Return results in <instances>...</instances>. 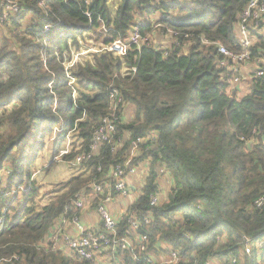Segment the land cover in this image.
<instances>
[{
    "label": "trees",
    "instance_id": "1",
    "mask_svg": "<svg viewBox=\"0 0 264 264\" xmlns=\"http://www.w3.org/2000/svg\"><path fill=\"white\" fill-rule=\"evenodd\" d=\"M109 1L12 0L18 11L0 3V174L8 168L5 178L0 176V193H5L0 212L9 209L0 232V264H95L52 249L50 234L82 191L91 194L112 167L126 164L134 142L140 154L131 165L146 162L150 171L120 218L122 235L130 217L149 218L140 233L148 232L154 243L164 241L184 264L211 258L228 264L232 255L238 264H264L255 247L262 242L264 250V75L251 79L250 92L237 97L236 88L228 91L217 47L202 41L208 38L239 52L236 27L249 0H122L114 12ZM45 25L52 26L47 33ZM102 26L104 44L126 40L135 26L148 41L132 45L124 56L104 51L80 57L68 68L76 78L70 85L66 66L73 48L81 49L79 37L88 38ZM250 30L257 34L251 50L255 62L264 59V21L250 23ZM260 67L264 71V63ZM114 90L121 98L115 110ZM60 115L65 131L54 153L76 123L82 141L66 160L91 151L104 120L118 118L110 141L60 185L63 193L37 207L40 186L29 160L35 161ZM54 164L52 159L46 171ZM163 175L172 180L168 189L160 185ZM13 189L16 193L9 195ZM163 191L162 200L151 205L150 195ZM90 202L96 220L89 223L94 225L98 215L92 209L100 199ZM76 215L82 212L73 207L68 217ZM247 240L254 248L250 255ZM115 259L111 264H145L128 251H117Z\"/></svg>",
    "mask_w": 264,
    "mask_h": 264
},
{
    "label": "built area",
    "instance_id": "2",
    "mask_svg": "<svg viewBox=\"0 0 264 264\" xmlns=\"http://www.w3.org/2000/svg\"><path fill=\"white\" fill-rule=\"evenodd\" d=\"M2 5L6 4V9H12L13 11H18L19 6L12 2V0H3ZM8 15V13H5ZM4 17L1 18V21ZM264 21V0H249L246 10L241 15L240 21L237 24V34L241 50L239 52H234L228 49L226 46L217 43L216 41H211L208 38H203L202 41L205 45H215L219 52L220 60L219 64L223 66L226 70L224 77L228 84V91H234L235 88L241 87L240 83L243 81L244 77L242 74L243 65L247 63L252 64V70H249V67L246 70L249 72L250 79L260 77L264 75L263 68L260 67L264 63V59L258 58L255 62L252 61V46L256 40V32L253 33L250 30V23H260ZM257 28V27H256ZM52 29L51 25L44 26V32L47 33ZM259 29V28H258ZM259 31H257L258 33ZM171 33V32H170ZM260 33V32H259ZM264 34V30L262 32ZM81 39V38H80ZM81 41V40H80ZM148 39L141 35L139 26H135L128 38L126 40L116 39L111 41L108 44H103L100 47L101 52L111 51L115 55L124 56L129 48L132 45L141 46L144 43H147ZM159 45L157 42L156 46ZM99 49L95 51L98 52ZM44 61L46 62V56L42 54ZM80 58V57H79ZM78 58V59H79ZM78 59L74 57L67 64L72 66ZM73 62V63H72ZM67 67V77L70 79L69 84L74 85L76 78L70 73V70ZM246 70H244L246 72ZM123 74L125 71L123 70ZM2 80L0 79V84ZM237 96L240 94V91L234 92ZM73 99L77 97V91L74 90L72 93ZM111 97L113 104V109L117 108L118 103L121 101V98H118V91H111ZM57 105V102H55ZM56 109V108H55ZM115 114V112H114ZM117 115H112L111 118H106L104 123L96 130L92 141H91V151H80L72 160H66V155H71L77 152L82 148V141L78 136L77 123L73 129H70L63 141V147L59 149L58 153L52 155V159L55 161L64 160L66 165L74 170V175L80 172V166L83 162L89 160L93 156V152L98 149L102 142L110 141L111 134L115 130V120H117ZM78 122V121H77ZM65 131L64 120L59 121L54 126V134L52 139L55 141L58 137ZM58 133L55 135V133ZM138 141H142V138H139ZM76 143V144H75ZM137 142L131 147L130 159L123 166L118 164L112 167L110 175L107 180L103 183H95L93 185L92 193L87 194L85 191H82L77 199L72 204L73 207L80 210L83 213L90 211L91 199L98 197L100 202L96 205L93 211L98 215V221L94 225L88 222H85L82 219V215H76L72 218L68 217L69 211L73 209L71 205L65 207L64 214L57 221L52 233L50 234L51 241L53 244L52 249H65V252L72 255H76L80 259H85L94 262L95 264H111L113 259L119 261L116 258L117 251H128L132 254L133 260L138 263L145 264H184L181 262V258L178 252L162 241L152 242L149 238L148 232L140 233L141 226L144 224L149 225L151 219L146 218L144 222L136 220L134 217H130L128 220V228L125 230V233L122 235L120 232V218L128 212V207L120 216H115L110 210V204L117 202V199L120 198H130L131 205L138 194L139 190L144 186L146 177L149 175L150 164L140 163L139 165H131L130 161L134 159L140 153L137 151ZM160 173H164L162 170ZM37 172H33L35 177ZM163 175L160 177H164ZM33 177V179H34ZM165 178V177H164ZM167 178V179H166ZM166 183L170 186L172 185V180L166 176ZM160 185L163 184L160 182ZM16 189H13L9 194H15ZM163 192L152 193L150 195L151 205H157L162 200ZM5 195V193H0ZM3 210L0 212V232L2 231L7 214L9 212L8 207H2ZM176 218V217H174ZM263 247L262 242H256L255 247ZM252 248V242L250 240L246 241L245 252L250 255ZM157 249L159 254H155L153 250ZM162 249H165L162 250ZM262 259L264 261V250ZM221 260L218 258H211L206 261L204 264H221ZM239 258L236 255L229 257L228 264H238Z\"/></svg>",
    "mask_w": 264,
    "mask_h": 264
},
{
    "label": "rangeland",
    "instance_id": "3",
    "mask_svg": "<svg viewBox=\"0 0 264 264\" xmlns=\"http://www.w3.org/2000/svg\"><path fill=\"white\" fill-rule=\"evenodd\" d=\"M117 1V2H116ZM122 2V0H113V1H109V5L111 7V9L113 10V12L115 10H117L119 4ZM173 15V14H172ZM143 15H141L142 17ZM146 17V16H144ZM155 20H159V18L161 17L160 12L154 14L152 16ZM141 19V18H140ZM145 19V18H144ZM1 21V20H0ZM2 22V21H1ZM102 29V30H101ZM101 29H97L96 31L92 32L90 34V37L88 36V38H82V36H80L79 38H81V49H76L73 48V53H74V57L76 59H78L79 57L84 56L83 58H91V55H94L96 53H99L101 51L100 47L103 46L102 44V40H104L106 36V32L104 31V27L102 26ZM159 28L155 27V30H158ZM2 29H0V33H1ZM151 36L154 38L156 37L154 35V32H151ZM163 36V35H161ZM160 36V37H161ZM167 37V35H165ZM158 39V37H156ZM169 38V37H168ZM156 39V42H158L159 40ZM99 49L98 52H96L95 50ZM74 50H81V51H75ZM47 59V57H46ZM73 63V62H72ZM69 67V65H67ZM249 67V70H252V64L251 63H247L245 65H243V69H242V74H243V81L240 83L242 89L240 91L241 95H238L237 97H241L247 93L250 92V85H251V79H250V75L249 72L246 70V68ZM246 70V72L244 71ZM54 109L57 107V105L54 104ZM132 110L128 109V113L129 115L131 114ZM128 115V116H129ZM130 117V116H129ZM64 120V117L62 115H60V121ZM54 134V129L48 134H46L45 138H44V147L42 148V150H40L38 156L35 158V161L33 159L29 160L31 162V164H29V170L31 171V173L33 174V172H37V175L34 177L35 181L39 184L40 186V192L37 195V198L35 200V203H37V207H43L44 205L54 201L55 199H57L62 193H63V189H60V185L66 180L69 179L71 177L74 176V173H70L71 168L66 165L65 161H55V164L52 166V171L50 172L49 170L46 171V168L49 167L50 162H52V155H53V151H54V138L52 139ZM58 134L57 132L55 133V135ZM63 147V145L61 146ZM60 149V148H59ZM21 150H14V154L19 153ZM57 162V163H56ZM28 167V166H27ZM67 167V168H66ZM57 169H62L64 171H66L67 173H69V176L67 178L64 179H56V180H50L49 177H51L50 175L53 174V172ZM41 170V171H40ZM7 171L8 168L6 167L2 173L0 174V176H3L5 178V176L7 175ZM40 171V173H38ZM39 176L40 179H37V177ZM56 176H60L59 174H56ZM166 178V176H164ZM162 177L161 178V183L163 184V188L164 189H168L169 185L166 183L165 178ZM167 179V178H166ZM45 180V181H44ZM51 181V182H50ZM59 185V187H58ZM24 188V186H22L19 190L22 191V189ZM22 204V202H20ZM51 241V238H49ZM261 245H259L258 247V254L262 255L263 251L261 250ZM253 247L251 248V252L253 251Z\"/></svg>",
    "mask_w": 264,
    "mask_h": 264
},
{
    "label": "crops",
    "instance_id": "4",
    "mask_svg": "<svg viewBox=\"0 0 264 264\" xmlns=\"http://www.w3.org/2000/svg\"><path fill=\"white\" fill-rule=\"evenodd\" d=\"M241 89H242V87L238 88L239 91H241ZM239 95H241V93ZM40 171L38 173H40ZM73 172H74V170L71 169L70 170V173H73ZM56 174H59L60 176H56ZM50 176L51 177H49V178L52 181V180H56V179H64V178H67L69 176V173H67L66 171H64L62 169H57ZM37 179H40L41 180V178H39V176L37 177ZM130 203H131V199L128 198V197L127 198H122V199L118 198L117 199V202L110 204V210H111V212L116 217L117 216H120L125 211V209L128 207V205ZM95 216H96V214L94 212L88 211V212H85V213L82 214V219L85 222H88V223L89 222H94L96 220V217Z\"/></svg>",
    "mask_w": 264,
    "mask_h": 264
}]
</instances>
